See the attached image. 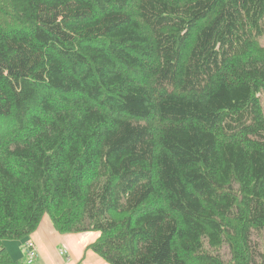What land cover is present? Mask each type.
<instances>
[{"label": "trees", "instance_id": "obj_1", "mask_svg": "<svg viewBox=\"0 0 264 264\" xmlns=\"http://www.w3.org/2000/svg\"><path fill=\"white\" fill-rule=\"evenodd\" d=\"M264 0H0L2 241L48 215L110 264H264Z\"/></svg>", "mask_w": 264, "mask_h": 264}, {"label": "crops", "instance_id": "obj_2", "mask_svg": "<svg viewBox=\"0 0 264 264\" xmlns=\"http://www.w3.org/2000/svg\"><path fill=\"white\" fill-rule=\"evenodd\" d=\"M98 236L97 231L61 233L45 214L31 233L21 239H5L2 246L13 261L22 264H27L28 242L36 253L32 264H110L90 248Z\"/></svg>", "mask_w": 264, "mask_h": 264}, {"label": "built area", "instance_id": "obj_3", "mask_svg": "<svg viewBox=\"0 0 264 264\" xmlns=\"http://www.w3.org/2000/svg\"><path fill=\"white\" fill-rule=\"evenodd\" d=\"M26 262L27 264H32V262L34 261L35 257H36V253L33 247V244L28 242L26 243Z\"/></svg>", "mask_w": 264, "mask_h": 264}, {"label": "rangeland", "instance_id": "obj_4", "mask_svg": "<svg viewBox=\"0 0 264 264\" xmlns=\"http://www.w3.org/2000/svg\"><path fill=\"white\" fill-rule=\"evenodd\" d=\"M260 43L264 46V36L260 38Z\"/></svg>", "mask_w": 264, "mask_h": 264}]
</instances>
